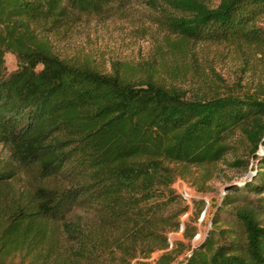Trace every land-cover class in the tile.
<instances>
[{"label": "trees", "instance_id": "trees-1", "mask_svg": "<svg viewBox=\"0 0 264 264\" xmlns=\"http://www.w3.org/2000/svg\"><path fill=\"white\" fill-rule=\"evenodd\" d=\"M132 1L0 0V264H148L159 251L156 264H264V74L258 89L190 101L56 54L52 38ZM148 2L163 6L172 58L243 44L264 65V0ZM224 162L251 175L226 184L199 241L185 228L188 242L170 243L188 213L174 182Z\"/></svg>", "mask_w": 264, "mask_h": 264}, {"label": "rangeland", "instance_id": "rangeland-1", "mask_svg": "<svg viewBox=\"0 0 264 264\" xmlns=\"http://www.w3.org/2000/svg\"><path fill=\"white\" fill-rule=\"evenodd\" d=\"M217 2L214 0L215 4ZM163 12L160 3L156 7L148 0H134L126 7L115 8L103 16L86 18L68 33L52 38L53 48L61 58L90 65L105 73H110L112 65L118 64L138 78L151 75L162 79L169 86L187 93L190 101L196 94L210 91L211 86H228L239 94L258 89L264 74L263 55L243 44L202 45L196 49L195 58H172L170 44L174 38L167 31ZM5 61L8 72L18 68L14 55L7 54ZM240 152L244 156L245 152ZM231 160L229 158L228 162ZM228 162L207 170L193 168L185 178L179 177L173 184L174 206L188 207L181 223L189 231L196 229L198 232L199 237L196 236L194 242L199 241L211 227L216 207L227 193L226 184L251 175ZM184 190L191 196L190 201L183 197ZM258 198L253 196L254 200ZM201 209L203 212L197 220ZM262 218L264 220V215ZM169 241L172 244L188 242L184 233L177 232L169 234ZM161 254L156 252L142 261L156 264ZM22 262L21 256H15L7 259L6 263Z\"/></svg>", "mask_w": 264, "mask_h": 264}, {"label": "built area", "instance_id": "built-area-1", "mask_svg": "<svg viewBox=\"0 0 264 264\" xmlns=\"http://www.w3.org/2000/svg\"><path fill=\"white\" fill-rule=\"evenodd\" d=\"M183 197L186 199V200H188V201H190L192 198H191V196L189 195V194H187V192L184 190L183 191ZM187 214H185L184 216H186ZM184 230H185V224H181V228H180V230L177 232L178 234H183L184 233ZM199 237V235L197 236V238Z\"/></svg>", "mask_w": 264, "mask_h": 264}]
</instances>
